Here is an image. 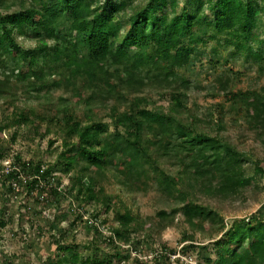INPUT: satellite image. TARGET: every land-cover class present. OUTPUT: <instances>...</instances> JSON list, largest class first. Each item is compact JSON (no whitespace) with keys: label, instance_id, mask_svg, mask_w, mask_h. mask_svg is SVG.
Returning <instances> with one entry per match:
<instances>
[{"label":"trees","instance_id":"obj_1","mask_svg":"<svg viewBox=\"0 0 264 264\" xmlns=\"http://www.w3.org/2000/svg\"><path fill=\"white\" fill-rule=\"evenodd\" d=\"M191 3L186 13L178 9L176 0H149L119 17L113 0H0V102L10 105L18 122L27 123L31 115L32 122L39 116L62 123L65 138L74 140L59 156L57 165L62 169L45 168L44 182L47 177L54 180L58 170L72 173L70 188L75 198L100 197L105 210L114 198L104 193L108 176L124 196L156 191L170 208L157 214V229L171 227L179 212L190 230L204 232L209 223V230L220 234L213 242L216 258L207 260L209 264H264V204L245 223L234 221L229 228L221 214L224 203L234 205L249 181L264 174L261 161L241 152L227 136L237 121L227 125L225 120L238 107L252 139L264 150V86L233 92L236 73L221 72L213 83L200 87L192 74L193 60L202 53L199 45L211 38L216 46L232 48L226 64L240 60L246 70L256 67L260 76L264 74V0ZM124 24L128 28L123 32ZM61 27L63 40L57 38ZM18 40L33 41L34 46L24 48ZM54 40L56 44L49 45ZM25 62L31 68L24 73ZM61 88L68 97L53 96ZM195 91L224 101L212 111L198 113ZM152 93L167 105L154 104ZM111 99L115 101L107 105ZM35 102L52 107L38 114ZM121 105L124 110L119 111ZM106 108L111 132L96 112ZM4 125L0 139L11 124ZM3 153L0 148V159ZM12 159L27 175L39 174L41 162L33 165L16 154ZM168 163H173V170ZM172 174L181 183L179 188L168 185ZM12 178L11 172L0 176L1 186ZM37 184L30 180L25 190L34 194L47 187ZM55 190L51 195H56ZM121 207L123 211H117L120 226L104 240L128 245L138 230L132 227L136 218L124 201ZM66 251L69 255L60 256L56 264L77 262L76 255ZM162 253L160 257L169 264L170 253Z\"/></svg>","mask_w":264,"mask_h":264},{"label":"rangeland","instance_id":"obj_2","mask_svg":"<svg viewBox=\"0 0 264 264\" xmlns=\"http://www.w3.org/2000/svg\"><path fill=\"white\" fill-rule=\"evenodd\" d=\"M147 1L149 0H113V3L116 4L117 16L120 17L124 14L129 15L131 7L141 6ZM176 1L178 9H184L186 13H189L193 7L191 1L194 0ZM207 14L209 17L213 15L210 11ZM127 28L124 24L122 31H126ZM62 29L64 28L57 30V38L60 40L65 38ZM18 41L27 49L34 46L33 41ZM206 41L205 44L200 43L199 51L202 53L198 55L197 60H193L192 74L200 87L213 83L217 74L221 72L236 73V80L231 86L233 92L245 91L256 84L257 88L264 86V74L260 76L256 67L246 70V66L240 60L226 64L227 54L232 48L216 46L215 38ZM54 43L56 44L55 40L49 45ZM82 49L83 45L79 47V50ZM13 51L17 52L15 48ZM30 68V62H25L22 71L25 73ZM57 95L69 96L63 88L53 92L54 97ZM150 97L154 104L167 105V101L160 100L156 93H152ZM193 98L198 106V113L212 111L217 102L224 101L221 97L207 98L205 92L200 91H195ZM114 99L108 101L107 105L112 104ZM33 106L38 114L42 111L47 112L52 107L47 103L38 102ZM226 108L228 109L229 105ZM122 110H124L123 105L119 106V111ZM96 112L97 116L102 117L103 121L110 125L109 132H111L112 122L107 108L97 109ZM15 115L10 105L0 102V126L11 124L4 130L0 139L4 158L16 154L33 165L41 162L45 167L57 166V169L58 167L62 169L59 164L57 165V162H60L59 156L67 146L74 143V140L65 138L62 123L55 121L50 123L47 118L39 116L32 122L31 115L27 123H22L17 121L18 114ZM77 115L79 119L82 118L79 111ZM240 116L239 108L235 107L225 118L227 125H232L230 124L232 119L238 124L228 128L227 136L237 149L246 155H252L250 157L252 160L259 159L261 161L259 168L264 171V150L258 141L252 139ZM215 117L218 119L220 116L217 114ZM13 133H15L14 139L11 138ZM171 165L174 166L173 163H168L167 166L173 170ZM71 175L72 173L65 175L58 170L54 174L51 186L34 194L28 193L25 188L18 194H13L8 190L9 181L4 186L0 184V264H56L60 256L69 255L67 248L72 255H76L75 264H91L93 260L99 264H167L163 257H160L163 255L162 251L170 253L169 264H209L207 260L213 261L216 258L217 248L213 242L220 234L217 236L211 232L209 223L205 224L204 232L190 230L184 223L181 213L178 212L171 227L162 231L156 228L157 214L170 209L163 204V199L156 191L148 190L147 193L140 191L124 196L121 191L119 192L116 182L108 176V180L103 182L104 193L114 198L109 209L105 210L100 197L92 201L75 198V192L70 188ZM168 185L175 188L182 186L175 174L170 175ZM53 189H56V195H51ZM121 201H124L132 211L136 218L132 227L138 229L129 237L132 243L128 245L122 242L111 244L104 240L111 235L113 229L120 226L117 211H123ZM262 204H264V174L257 175L249 181V186L240 193L239 201L234 205L230 207L227 203L223 204L224 210L221 214L226 228L231 227L234 221L244 222V219L256 213ZM76 217L79 219L76 220ZM150 228L154 229L153 232L148 231ZM184 236L189 237L185 242L182 240ZM189 244L203 246L205 249L201 252L197 248L188 247Z\"/></svg>","mask_w":264,"mask_h":264},{"label":"built area","instance_id":"obj_3","mask_svg":"<svg viewBox=\"0 0 264 264\" xmlns=\"http://www.w3.org/2000/svg\"><path fill=\"white\" fill-rule=\"evenodd\" d=\"M45 168V166L41 165L39 174L27 175L26 173L21 171L20 167L13 164L12 157L0 159V176H3L4 174H8L10 172L14 173V178L9 180V186L13 194H18L21 189L25 188L26 183L30 180H37V185H39V187H44V184H47L48 187L51 186V183L54 180H49L47 177L46 182H44L41 179V174L44 172ZM52 177L54 179V174L52 175Z\"/></svg>","mask_w":264,"mask_h":264}]
</instances>
